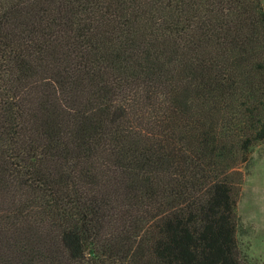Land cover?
Segmentation results:
<instances>
[{"label":"trees","instance_id":"obj_1","mask_svg":"<svg viewBox=\"0 0 264 264\" xmlns=\"http://www.w3.org/2000/svg\"><path fill=\"white\" fill-rule=\"evenodd\" d=\"M263 141V0H0V264H245Z\"/></svg>","mask_w":264,"mask_h":264},{"label":"rangeland","instance_id":"obj_2","mask_svg":"<svg viewBox=\"0 0 264 264\" xmlns=\"http://www.w3.org/2000/svg\"><path fill=\"white\" fill-rule=\"evenodd\" d=\"M238 168L243 173L237 203L240 258L245 264H264V141Z\"/></svg>","mask_w":264,"mask_h":264}]
</instances>
